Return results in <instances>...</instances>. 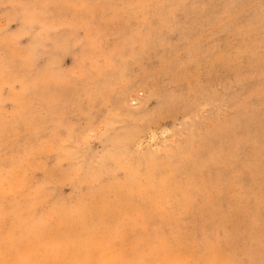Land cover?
I'll list each match as a JSON object with an SVG mask.
<instances>
[{"label": "rangeland", "instance_id": "rangeland-1", "mask_svg": "<svg viewBox=\"0 0 264 264\" xmlns=\"http://www.w3.org/2000/svg\"><path fill=\"white\" fill-rule=\"evenodd\" d=\"M0 264H264V0H0Z\"/></svg>", "mask_w": 264, "mask_h": 264}]
</instances>
